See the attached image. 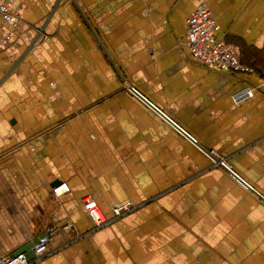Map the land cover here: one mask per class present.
Wrapping results in <instances>:
<instances>
[{
  "label": "crops",
  "instance_id": "crops-1",
  "mask_svg": "<svg viewBox=\"0 0 264 264\" xmlns=\"http://www.w3.org/2000/svg\"><path fill=\"white\" fill-rule=\"evenodd\" d=\"M13 1L0 257L53 228L32 264H264V0ZM201 2L252 74L191 59L186 20ZM243 87L254 96L233 104ZM86 196L108 225L94 228Z\"/></svg>",
  "mask_w": 264,
  "mask_h": 264
},
{
  "label": "built area",
  "instance_id": "built-area-1",
  "mask_svg": "<svg viewBox=\"0 0 264 264\" xmlns=\"http://www.w3.org/2000/svg\"><path fill=\"white\" fill-rule=\"evenodd\" d=\"M20 23V11L13 0H0V54L13 47L17 41V28ZM192 60L213 69L228 74H252L251 68L245 66L237 48L225 40L220 27L208 9L206 2H201L190 13L186 20V31L183 40ZM254 96V89L243 87L235 91L230 99L233 104L240 105ZM207 155L216 165H224V159L207 151ZM69 187L61 183L52 188L51 193L55 199L67 194ZM82 208L93 223L94 228H101L110 223L97 203L90 196L82 200ZM134 208L132 203H123L112 208V219L120 218L123 214ZM55 234L53 228L47 229L38 242L31 248L33 260H29L25 253L13 256L0 257V264H32L47 253L48 242Z\"/></svg>",
  "mask_w": 264,
  "mask_h": 264
},
{
  "label": "water",
  "instance_id": "water-1",
  "mask_svg": "<svg viewBox=\"0 0 264 264\" xmlns=\"http://www.w3.org/2000/svg\"><path fill=\"white\" fill-rule=\"evenodd\" d=\"M189 140L192 142V139L189 138ZM228 172L231 173L230 171H228ZM42 236H43V234L38 236V238L35 239L34 241H32L31 243H28L27 245L22 247L19 251L13 253V255H17V254H20V253H25L29 260H33L34 256H33V253L31 251V248H32V246L34 244H36L38 242L39 238H41ZM13 255H11V256H13Z\"/></svg>",
  "mask_w": 264,
  "mask_h": 264
},
{
  "label": "rangeland",
  "instance_id": "rangeland-1",
  "mask_svg": "<svg viewBox=\"0 0 264 264\" xmlns=\"http://www.w3.org/2000/svg\"><path fill=\"white\" fill-rule=\"evenodd\" d=\"M215 155H217V154H215ZM219 156V155H218ZM211 160H212V162H213V165H215V166H218V165H216V164H214V160L211 158Z\"/></svg>",
  "mask_w": 264,
  "mask_h": 264
}]
</instances>
